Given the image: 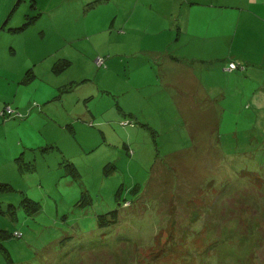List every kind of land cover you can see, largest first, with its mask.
I'll use <instances>...</instances> for the list:
<instances>
[{"label":"rangeland","instance_id":"1","mask_svg":"<svg viewBox=\"0 0 264 264\" xmlns=\"http://www.w3.org/2000/svg\"><path fill=\"white\" fill-rule=\"evenodd\" d=\"M112 12L0 0V264H264V109H231L227 93L206 126L172 94L157 109L132 98L109 52L153 36L113 40Z\"/></svg>","mask_w":264,"mask_h":264},{"label":"crops","instance_id":"2","mask_svg":"<svg viewBox=\"0 0 264 264\" xmlns=\"http://www.w3.org/2000/svg\"><path fill=\"white\" fill-rule=\"evenodd\" d=\"M89 1L92 7H113L111 20H108L110 29L117 33L113 40L130 43L127 38L130 31L141 28H149L153 36L149 42L135 43L134 47L127 45L121 53L110 51L108 65L104 63L106 71H110L113 62L109 61L121 56L114 61L121 59L127 69L124 92L131 93L132 98L135 94H143L145 98L150 93L152 97H146L147 104L157 109L156 97L172 94L175 104L180 99L187 102L183 110L204 107L201 124L206 126H211L215 118L212 111H221L216 118L217 125H221L225 108L217 102L218 98L226 99L227 93L232 97L231 109H249L252 104L264 109L261 106L264 105V45L261 43L264 3L261 0ZM138 6L147 11L135 12ZM120 13L123 18L118 20ZM147 14H153V18L149 17L146 26L141 17ZM229 61L242 62L245 67L235 73L234 69L224 68ZM206 71H213L216 80L204 79ZM220 73L235 79L236 85L227 88L226 84H221ZM212 92L217 93L216 97ZM123 114L145 125L138 120L144 117L140 110L124 106ZM100 122L106 124V121ZM184 123L189 125L187 120Z\"/></svg>","mask_w":264,"mask_h":264},{"label":"trees","instance_id":"3","mask_svg":"<svg viewBox=\"0 0 264 264\" xmlns=\"http://www.w3.org/2000/svg\"><path fill=\"white\" fill-rule=\"evenodd\" d=\"M92 6H93V4H92ZM64 63L61 65L62 67H64V66H66V65H68V64H70V60H68V59H63L62 60ZM229 62H234V61H229ZM228 62V63H229ZM101 63H103L102 62V60H101V62H100V64ZM227 63V64H228ZM235 64H236V66H235V68L236 67H238V68H240V69H244V67H245V65L242 63V62H238V63H236V62H234ZM226 64V65H227ZM225 65V66H226ZM235 68H232V69H228V70H233V69H235ZM128 118H131V116H128ZM127 121V120H126ZM128 123H130V121L128 120L127 121ZM127 123V124H128ZM142 125H144L143 123H141ZM123 125H125V124H123ZM0 186L1 187H7V185L6 184H2V183H0ZM33 203V209H34V211H36L37 210V207H38V205L35 203V202H32ZM124 203H126V202H124ZM128 203H126V205H127ZM0 212H3L1 209H0ZM112 214H113V220L116 218V210H114V211H112ZM16 233H18L17 235H15ZM13 235L14 236H20L21 235V233L20 232H17V231H15L14 233H13ZM6 236V234L5 233H3V230L2 229H0V240H2V238L3 237H5ZM1 245V244H0Z\"/></svg>","mask_w":264,"mask_h":264},{"label":"built area","instance_id":"4","mask_svg":"<svg viewBox=\"0 0 264 264\" xmlns=\"http://www.w3.org/2000/svg\"><path fill=\"white\" fill-rule=\"evenodd\" d=\"M102 59H99V62H101ZM236 64L234 62H229L224 68L225 69H232L235 68ZM127 121L122 122V124H127ZM18 233H16L15 235H17ZM19 235V234H18Z\"/></svg>","mask_w":264,"mask_h":264}]
</instances>
